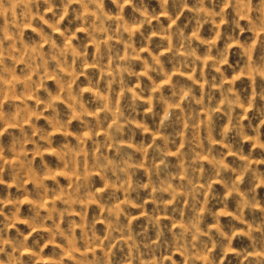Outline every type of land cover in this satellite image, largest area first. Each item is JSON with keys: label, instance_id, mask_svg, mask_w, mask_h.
<instances>
[{"label": "rangeland", "instance_id": "1", "mask_svg": "<svg viewBox=\"0 0 264 264\" xmlns=\"http://www.w3.org/2000/svg\"><path fill=\"white\" fill-rule=\"evenodd\" d=\"M0 264H264V0H0Z\"/></svg>", "mask_w": 264, "mask_h": 264}]
</instances>
